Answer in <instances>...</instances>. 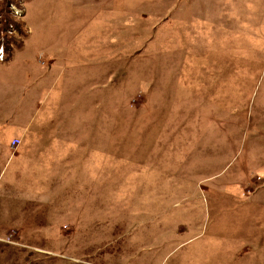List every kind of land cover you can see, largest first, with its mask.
<instances>
[{
    "label": "rangeland",
    "instance_id": "rangeland-1",
    "mask_svg": "<svg viewBox=\"0 0 264 264\" xmlns=\"http://www.w3.org/2000/svg\"><path fill=\"white\" fill-rule=\"evenodd\" d=\"M0 264H264V0H0Z\"/></svg>",
    "mask_w": 264,
    "mask_h": 264
},
{
    "label": "built area",
    "instance_id": "built-area-1",
    "mask_svg": "<svg viewBox=\"0 0 264 264\" xmlns=\"http://www.w3.org/2000/svg\"><path fill=\"white\" fill-rule=\"evenodd\" d=\"M18 142H19V138H15L13 141L14 144H17Z\"/></svg>",
    "mask_w": 264,
    "mask_h": 264
}]
</instances>
